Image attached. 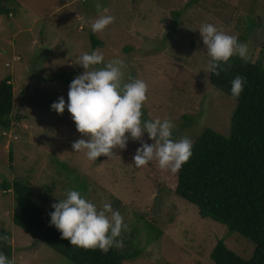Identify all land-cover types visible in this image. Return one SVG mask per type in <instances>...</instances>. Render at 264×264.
<instances>
[{"label": "rangeland", "instance_id": "1", "mask_svg": "<svg viewBox=\"0 0 264 264\" xmlns=\"http://www.w3.org/2000/svg\"><path fill=\"white\" fill-rule=\"evenodd\" d=\"M13 1L20 7L16 13L0 17V79L11 77L14 118L10 131L0 130V184L19 179L39 196L49 188L50 204L65 199L67 190L79 191L98 209L110 203L128 226L117 238L124 242L119 252H136L125 264H213L210 254L221 239L249 259L253 244L202 219L197 208L175 194L176 174L160 170L155 161L135 167L141 141L153 143L147 133L141 140L129 137L125 149L92 162L71 147L86 137L76 130L67 107L57 114L51 105L60 97L67 105L69 85L84 71L74 63L76 57L99 51L104 63L124 61L125 82L128 76L146 82L142 121L169 119L173 139L187 137L192 143L206 128L228 136L236 104L209 83L210 57L199 28L211 23L236 36L248 45L250 59L264 48V0ZM102 15L115 20L92 32L91 23ZM91 34L103 45L91 48ZM15 210L12 191L0 188V230L10 235L9 260L72 264L14 225Z\"/></svg>", "mask_w": 264, "mask_h": 264}, {"label": "trees", "instance_id": "2", "mask_svg": "<svg viewBox=\"0 0 264 264\" xmlns=\"http://www.w3.org/2000/svg\"><path fill=\"white\" fill-rule=\"evenodd\" d=\"M2 1L0 17L10 16L20 8L16 1ZM11 3L13 7H9ZM253 24L249 21L250 26ZM90 43L93 49L103 45L93 34ZM221 66L225 70L218 77L209 73V83L235 101L229 135L206 128L194 139L190 158L176 173L175 194L197 208L202 219L226 226L229 233L240 235L254 246L253 255L246 260L221 239L210 254L213 264H264V48L255 51L247 61L233 56ZM237 75L245 83L239 97L233 98L231 81ZM12 109L13 84L11 77L6 76L0 79V130L3 132L10 131L14 121ZM12 157L10 150V162ZM0 188L4 193L10 190L13 193L17 208L13 214L14 225L72 264H125L136 253L128 250L120 253L115 247L104 253L99 249L72 246L50 224L49 213L54 209L47 199L51 194L49 188L39 196L19 179L3 180ZM5 235L10 239L7 232L0 230V236ZM9 239L0 240V252L10 259Z\"/></svg>", "mask_w": 264, "mask_h": 264}, {"label": "clouds", "instance_id": "3", "mask_svg": "<svg viewBox=\"0 0 264 264\" xmlns=\"http://www.w3.org/2000/svg\"><path fill=\"white\" fill-rule=\"evenodd\" d=\"M96 7L101 5L97 3ZM114 20V16L102 15L91 23V30L101 32ZM199 33L210 57L205 69L207 73L218 77L225 70L222 63L227 64L233 56L238 55L245 61L249 59L247 44L238 42L236 36L218 30L213 24H201ZM74 63L84 71L71 81L67 105L63 97L51 105L57 114H62L67 107L76 130L86 137L72 143L73 151L81 152L87 160L95 162L100 156H113L114 149H125L129 137L141 140L147 133L153 143L141 141L133 156L135 167L143 168L155 161L160 170L178 173L191 156L192 141L187 137L173 139L174 125L169 119L157 117L142 121L141 109L148 91L146 82L131 76L127 78L129 82H125L124 61L112 59L104 63V56L99 51L83 52ZM101 64L103 67H94ZM244 83V78L239 75L231 81L233 98L239 97ZM65 197L51 205L54 211L49 213L50 224L61 233L62 239L72 246L99 249L104 253L112 247H124L123 240L117 238L128 226L110 203H104L102 209H98L77 190H67ZM8 239L6 235L0 236V240ZM0 264L14 262L0 252Z\"/></svg>", "mask_w": 264, "mask_h": 264}]
</instances>
